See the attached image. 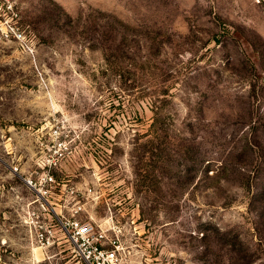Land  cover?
<instances>
[{
	"label": "rangeland",
	"instance_id": "rangeland-1",
	"mask_svg": "<svg viewBox=\"0 0 264 264\" xmlns=\"http://www.w3.org/2000/svg\"><path fill=\"white\" fill-rule=\"evenodd\" d=\"M10 2L0 264H80L24 223L54 135L58 211L120 230L122 264H264V0Z\"/></svg>",
	"mask_w": 264,
	"mask_h": 264
},
{
	"label": "built area",
	"instance_id": "built-area-1",
	"mask_svg": "<svg viewBox=\"0 0 264 264\" xmlns=\"http://www.w3.org/2000/svg\"><path fill=\"white\" fill-rule=\"evenodd\" d=\"M20 28L19 16L10 0L0 1V41L17 40L20 46L31 51V46ZM29 44V46L27 45ZM48 142L41 143L39 160L23 181L33 190L36 198L27 204L24 223L32 239L43 250L69 242L80 264H122L121 231L108 230L94 220L79 216L83 208L74 205L70 214L58 211L60 203L52 194L51 188L59 186L55 180V169L70 153L65 142L58 141L55 135ZM37 158V159H38ZM14 171H18L16 168ZM69 194H76L75 188H69ZM70 202L63 204L64 207Z\"/></svg>",
	"mask_w": 264,
	"mask_h": 264
}]
</instances>
